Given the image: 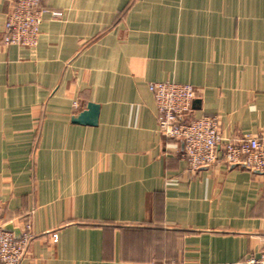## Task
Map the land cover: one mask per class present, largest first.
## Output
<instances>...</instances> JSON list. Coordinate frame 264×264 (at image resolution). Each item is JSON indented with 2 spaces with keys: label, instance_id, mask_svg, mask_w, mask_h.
<instances>
[{
  "label": "crops",
  "instance_id": "0c3cea01",
  "mask_svg": "<svg viewBox=\"0 0 264 264\" xmlns=\"http://www.w3.org/2000/svg\"><path fill=\"white\" fill-rule=\"evenodd\" d=\"M35 51L4 46L0 204L22 264H238L264 252V173L191 170L149 84H189L193 116L264 138V0H42ZM60 17H53V13ZM89 103L95 126L73 123ZM54 236L57 240L54 241Z\"/></svg>",
  "mask_w": 264,
  "mask_h": 264
},
{
  "label": "built area",
  "instance_id": "2783aa9c",
  "mask_svg": "<svg viewBox=\"0 0 264 264\" xmlns=\"http://www.w3.org/2000/svg\"><path fill=\"white\" fill-rule=\"evenodd\" d=\"M10 11L4 24L3 45L35 51L43 20L42 0H8ZM53 13V17H60ZM158 113V132L167 139L183 144L182 158L191 170L211 167L216 163L237 166L264 173V138L243 135L238 139L225 138L220 131L218 115L193 116L195 92L189 84L170 81L149 84ZM0 204V264H22L32 240L31 225L27 223L20 238L4 230ZM57 237L54 236V241ZM161 264H201L164 262ZM238 264H264V252Z\"/></svg>",
  "mask_w": 264,
  "mask_h": 264
},
{
  "label": "water",
  "instance_id": "95a60500",
  "mask_svg": "<svg viewBox=\"0 0 264 264\" xmlns=\"http://www.w3.org/2000/svg\"><path fill=\"white\" fill-rule=\"evenodd\" d=\"M98 115H99V106L93 103H89L86 109L78 114L76 117L72 119L73 123L80 124V125H88V126H95L98 122ZM6 231H14L11 226L3 227ZM16 238H19V235H15Z\"/></svg>",
  "mask_w": 264,
  "mask_h": 264
}]
</instances>
